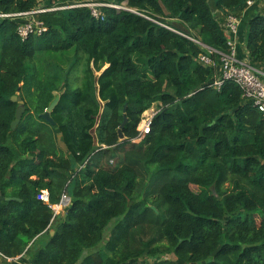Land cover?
Masks as SVG:
<instances>
[{
    "label": "trees",
    "instance_id": "16d2710c",
    "mask_svg": "<svg viewBox=\"0 0 264 264\" xmlns=\"http://www.w3.org/2000/svg\"><path fill=\"white\" fill-rule=\"evenodd\" d=\"M247 1L0 0V192L19 199L0 205V264H264V113L212 86L189 38L229 53L226 16L254 7L245 49L264 73V7ZM80 2L135 12L61 9ZM50 8L23 40L16 15Z\"/></svg>",
    "mask_w": 264,
    "mask_h": 264
},
{
    "label": "built area",
    "instance_id": "2783aa9c",
    "mask_svg": "<svg viewBox=\"0 0 264 264\" xmlns=\"http://www.w3.org/2000/svg\"><path fill=\"white\" fill-rule=\"evenodd\" d=\"M255 0H248V6L254 5ZM109 6L115 9L130 10L127 7V3L122 4H104V3H94V2H80L77 4H72L69 6L62 7L61 9H69L76 7H86L88 8L95 18H103L101 13V7ZM60 8H50L41 9L36 11H31L28 13L19 14L16 16L27 17V21L19 26V35L24 40L32 33H43L47 29L42 23L36 21L35 14L40 12H45L48 10H56ZM241 19L235 15H228L225 18V28L228 33V46L230 47L229 53H221L214 50L200 40L189 37L196 44L200 45L205 49V53L199 55V62L206 67L214 68L217 71V75L214 79L213 85L217 90H220L222 86L227 81L235 82L242 90V96L252 101L253 105L256 106L260 112L264 113V73L254 67L248 58L246 49L239 55V49L237 45V39L240 31ZM219 55L218 59H214L215 55ZM158 110V111H157ZM156 111H152L154 114L146 115L142 118L141 123L138 127L139 136L135 141H141L146 135L150 133L151 122L154 116L159 112V108ZM69 197V196H68ZM65 194L63 195V200H67ZM39 199L46 203H49V191L42 190L38 196ZM70 199V197H69Z\"/></svg>",
    "mask_w": 264,
    "mask_h": 264
},
{
    "label": "water",
    "instance_id": "95a60500",
    "mask_svg": "<svg viewBox=\"0 0 264 264\" xmlns=\"http://www.w3.org/2000/svg\"><path fill=\"white\" fill-rule=\"evenodd\" d=\"M12 100H13L14 102L19 101V103H20V106L18 107L17 112H16V119H15V120L13 121V123H12V129H15V128L17 127V125L20 123V121L22 120L23 114H24V112H25V106H24L22 100L19 99L17 96L12 97ZM58 100H59V96L56 95V98H55L54 101L51 103L49 109H48L44 114L41 115V118H43L47 123H49V124H51V125H53V126H55L56 123H55V122L53 121V119L51 118V116H50V112L54 109V107H55L56 104L58 103ZM126 122H127V118L124 117V122H123V124H122V126H121V129H120V131H119V135H120L121 138H123V134H122L121 130H122L123 127L125 126ZM65 196L68 197V194L65 193ZM16 200H19V199H17V198H5V197L2 195V193L0 192V205H1L4 201H16ZM69 203H70V199H69V197L67 198V200H63V198H62V201H61V204H60V205L63 206V207H65V206H68ZM51 234H54V231H51Z\"/></svg>",
    "mask_w": 264,
    "mask_h": 264
},
{
    "label": "rangeland",
    "instance_id": "374dc122",
    "mask_svg": "<svg viewBox=\"0 0 264 264\" xmlns=\"http://www.w3.org/2000/svg\"><path fill=\"white\" fill-rule=\"evenodd\" d=\"M255 4H256V1H255ZM53 6H55V5H53ZM260 6H261L262 8L264 7V0L261 1ZM22 20H24V19H22ZM174 23H175V22H174ZM175 24H176L177 26H179L180 28L186 29L185 26H183L182 24H179L178 22H176ZM43 65L47 66V64H43ZM64 66H65V70H67V69H68V65H64ZM156 110H157V109H156V105H154V107H152L150 110L146 111V112L143 114L142 118H143L144 116H146V115L154 114L152 111H156ZM157 111H158V110H157ZM59 145H60L62 148H64V145H63L62 143H59ZM191 188H192V190H193L194 192H197V193L201 191V189H200L199 187H196V186H192ZM65 209H66V206H65V207H63V206H61V205L54 206V210H55V213H56V214H63V213L65 212ZM114 224H115V221L113 220V221L111 222V224L109 225V227L106 229V237H107V238H108V236H109L110 229L114 226ZM170 258H175V257H174V256H170ZM9 261H10V260H9ZM0 262H1V261H0ZM148 262H151V259H149V258H147V257H144V258H140L139 260L131 261V262H129L128 264H146V263H148ZM1 264H2V263H1ZM20 264H25V263L23 262V263H20Z\"/></svg>",
    "mask_w": 264,
    "mask_h": 264
},
{
    "label": "crops",
    "instance_id": "0c3cea01",
    "mask_svg": "<svg viewBox=\"0 0 264 264\" xmlns=\"http://www.w3.org/2000/svg\"><path fill=\"white\" fill-rule=\"evenodd\" d=\"M258 1H262V0H258ZM261 4V3H260ZM254 7H251L248 11H246L243 15V17L241 18V24H240V31H239V36H238V40H237V44L239 47V55H242V53L244 52L246 46H245V34H246V26H244L243 24H246V18L248 16H253L256 13L254 12L255 10L252 9ZM244 21V23H243Z\"/></svg>",
    "mask_w": 264,
    "mask_h": 264
}]
</instances>
